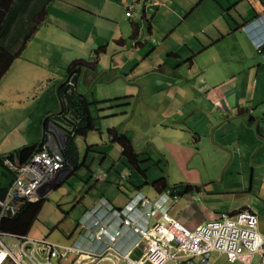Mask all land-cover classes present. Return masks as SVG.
I'll return each instance as SVG.
<instances>
[{"label": "crops", "instance_id": "0c3cea01", "mask_svg": "<svg viewBox=\"0 0 264 264\" xmlns=\"http://www.w3.org/2000/svg\"><path fill=\"white\" fill-rule=\"evenodd\" d=\"M259 15L264 16V0L51 1L44 23L0 79L2 165L17 149L42 143L60 155L62 172H68L51 192L75 174L77 168L64 158L67 135L52 123L60 121L56 86L66 79L71 61L82 59L95 68L77 79L88 102L96 100L80 90L92 85L109 90L110 99L128 97L125 105L115 102L119 106L106 122V134L90 136L101 128L100 118L94 130L74 138L79 167L94 179L86 199L96 183L101 190L84 211L100 199L123 208L140 193L189 228L220 213L257 214L251 199L264 192V47L256 43L259 36L251 38L241 27L256 20L264 29ZM109 129L128 136L137 156L122 154ZM150 165L157 168L154 179L146 175ZM130 166L143 181L126 173ZM99 170L102 180L94 177ZM11 172L6 184L14 178ZM161 177L178 192L157 191L152 183ZM138 220L146 222L140 215ZM33 223L25 235L49 239L36 233ZM78 233L76 225L71 241L63 243L77 240ZM119 243L131 246L130 239Z\"/></svg>", "mask_w": 264, "mask_h": 264}, {"label": "built area", "instance_id": "2783aa9c", "mask_svg": "<svg viewBox=\"0 0 264 264\" xmlns=\"http://www.w3.org/2000/svg\"><path fill=\"white\" fill-rule=\"evenodd\" d=\"M131 11L129 6L126 15ZM260 21L264 24V16ZM255 24L260 28L259 22ZM241 28L253 35L248 24ZM258 38L261 48L264 37ZM4 162L14 178L0 197V220L14 216L21 204L44 199L68 175L62 172L60 155L45 145L19 166L9 159ZM94 177L102 180L104 172L99 170ZM138 215L151 222H139ZM79 220L78 239L71 243L0 230V264H195L194 258L209 264L214 253L231 264H264V236L257 214L249 209L220 213L189 228L174 219L167 207L137 193L123 208L100 199ZM120 239H130V248H122Z\"/></svg>", "mask_w": 264, "mask_h": 264}, {"label": "trees", "instance_id": "16d2710c", "mask_svg": "<svg viewBox=\"0 0 264 264\" xmlns=\"http://www.w3.org/2000/svg\"><path fill=\"white\" fill-rule=\"evenodd\" d=\"M51 1L53 0H0V79L9 69L14 59L20 56L26 43L44 23L47 7ZM257 19H261L260 15ZM255 21L252 20L250 24L254 25ZM263 30V28L257 29L258 36H264ZM93 63L82 59L72 60L66 69V79L58 83L55 90V95L60 103L59 114L56 118L61 121L68 116L72 123L68 122L71 125V134L66 136L64 158L73 168H78L80 165L74 138L76 136H85L94 130L98 120L106 117L99 114L102 110L128 103L124 101L128 98L126 96L88 102L85 96L79 92L77 79L84 74V71L87 72L88 69H93ZM115 102L119 105H115ZM111 115L116 114L107 116ZM108 136L111 142L121 146L122 154L131 158L137 156L128 136L112 129L108 130ZM41 148L42 143L40 145L38 143L26 145L17 149L15 155H9L7 158L12 159V161L17 158L22 164ZM2 161L0 160V164H3ZM11 174L14 175L13 171ZM5 175L7 174L5 173ZM11 181L10 179V183ZM10 183L0 187V197L5 195ZM152 185L157 191L171 189L172 192H178V189H180L169 186L165 182V178L162 177L155 180ZM182 191L183 189L180 193ZM43 203L44 200L24 203L13 217L1 218L0 230L23 235L27 234Z\"/></svg>", "mask_w": 264, "mask_h": 264}, {"label": "rangeland", "instance_id": "374dc122", "mask_svg": "<svg viewBox=\"0 0 264 264\" xmlns=\"http://www.w3.org/2000/svg\"><path fill=\"white\" fill-rule=\"evenodd\" d=\"M257 29L260 28L258 27ZM254 36L258 37V35H252L251 38ZM260 37H264V36H260ZM253 40L256 39L253 38ZM258 41L259 39L256 40V43ZM71 82L70 84H72ZM80 91L85 92L87 98L91 101L110 99L108 93L109 90L103 88H97V87L94 88L93 85L89 91H86L85 89H82ZM116 109H117L116 107H112L111 109H104L101 111L100 115L106 117H102L99 120L100 123L98 127H100L101 125L99 131L94 130L93 133L90 132L91 133L90 136L93 134L95 136H99L98 134L101 131L106 134L107 131L106 122L114 118L112 116L108 117L107 115L114 113L113 111ZM106 144L108 146L112 145L110 148H114V151H116L114 146L117 145L111 143L110 141H108ZM102 146L103 145H100V147ZM93 157H97L96 153H91V158L93 159ZM90 162H88L87 166H89ZM97 163L98 162L95 161L93 163V167H95ZM148 167L149 168H145L146 175L149 177V179H154L153 175L157 173V168L155 167L156 169H154L153 165H150ZM5 173L7 175H5ZM126 173L130 176L132 175V179L134 181H137V179L139 180L141 178L143 181V177H141L138 171L134 169L132 166L126 169ZM9 175H10L9 169L5 165L0 164V187L4 186L9 181L8 178ZM88 180H91L89 184L87 183ZM93 182L94 179L90 178L88 169L86 167H79L77 168L74 175L70 176L67 181L63 182L57 189L50 192L44 199H42L44 200L43 206L33 223L34 227L36 228L35 229L36 233H40L43 236L47 235L49 239L54 241H59V242L71 241V236H72L71 234L74 232L76 225L78 228V223L80 221L79 219L83 216V214L86 211V210L84 211L85 207L93 203L94 200L92 199L93 195H99L101 192V190L99 189L100 185L98 186V183H96V187L90 189L91 195L89 196V198L86 199L85 197L86 192L89 187L93 186ZM112 188L119 191L115 185H113ZM254 195H255L254 198L251 199L252 202L251 208L257 211V216L259 218V225H258L260 228L259 231L264 236L263 233L264 232V192L260 194L256 193ZM84 197L85 200L83 199ZM31 234L34 235L33 231L30 232V235ZM193 262L195 264H201L199 259H193ZM209 264H231V263L225 258L224 255L214 253L211 254V256L209 257ZM233 264H243V263L236 262Z\"/></svg>", "mask_w": 264, "mask_h": 264}, {"label": "water", "instance_id": "95a60500", "mask_svg": "<svg viewBox=\"0 0 264 264\" xmlns=\"http://www.w3.org/2000/svg\"><path fill=\"white\" fill-rule=\"evenodd\" d=\"M59 112V111H58ZM65 121L69 122L70 124L71 123V120L67 117H64L63 118ZM52 127L53 129L56 131H59L60 133H62L64 136L68 135V134H71V128H66L60 121H57V120H53V123H52ZM16 164L17 166H19V162L18 160H16Z\"/></svg>", "mask_w": 264, "mask_h": 264}, {"label": "bare ground", "instance_id": "6f19581e", "mask_svg": "<svg viewBox=\"0 0 264 264\" xmlns=\"http://www.w3.org/2000/svg\"><path fill=\"white\" fill-rule=\"evenodd\" d=\"M248 27L251 28L252 30V33L255 34L257 32V25L254 24V25H251L250 23L248 24Z\"/></svg>", "mask_w": 264, "mask_h": 264}, {"label": "clouds", "instance_id": "9594fccd", "mask_svg": "<svg viewBox=\"0 0 264 264\" xmlns=\"http://www.w3.org/2000/svg\"><path fill=\"white\" fill-rule=\"evenodd\" d=\"M260 37V36H259ZM264 39V38H263ZM263 41V40H262Z\"/></svg>", "mask_w": 264, "mask_h": 264}]
</instances>
